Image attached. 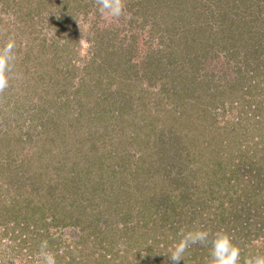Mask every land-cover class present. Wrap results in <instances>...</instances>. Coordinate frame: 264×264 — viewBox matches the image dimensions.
I'll list each match as a JSON object with an SVG mask.
<instances>
[{
    "label": "trees",
    "instance_id": "trees-1",
    "mask_svg": "<svg viewBox=\"0 0 264 264\" xmlns=\"http://www.w3.org/2000/svg\"><path fill=\"white\" fill-rule=\"evenodd\" d=\"M137 4L149 10L155 24L160 11L164 17L160 26L168 35L184 29L182 40L199 42L203 37L206 48L199 52L195 44L187 43L180 50L185 61L177 67L162 50L150 51L140 75L139 64L131 57L123 60V48L114 47V34L105 35L107 42L101 36L93 55L106 87L101 89L113 84L118 89L107 94L101 83L93 85L96 98L102 99L98 106L110 115L104 128L117 127L119 146L109 150L104 145L100 150L93 145L92 136L81 132L80 115L69 116L65 106L70 95L63 92L58 94H65L60 102L51 101L49 119L31 126L45 128L53 137L48 151L62 147L38 159L47 161L41 171L18 175L28 157L18 155L22 138L19 130L13 133L8 150L14 152L0 159V178L11 173L7 185L0 186V228L14 241L9 252L13 258L22 253L19 243L28 249L29 242L30 263L46 264L41 254L46 240L45 251L56 264H172L168 252L180 230L195 228L209 230L210 239L217 231L227 232L241 249V264L264 255V0H137ZM169 40L171 49L174 42ZM218 52L224 53L223 59ZM230 62H235L233 79H228L233 75L226 66ZM212 64L214 69L222 64L223 70L206 72ZM163 69L171 72L166 87L162 84L157 98H148L146 87L169 75ZM7 90L0 91V113L9 110L14 118L10 126L22 119L26 106L12 105ZM44 111L37 109L34 119ZM229 112L230 119L225 117ZM73 128L80 131L78 136ZM238 140L246 154L237 147ZM70 153L74 156L67 173L73 175L68 188L59 190ZM59 227L74 229L71 243L53 230ZM209 247L210 241L192 245L179 264H208Z\"/></svg>",
    "mask_w": 264,
    "mask_h": 264
},
{
    "label": "rangeland",
    "instance_id": "rangeland-1",
    "mask_svg": "<svg viewBox=\"0 0 264 264\" xmlns=\"http://www.w3.org/2000/svg\"><path fill=\"white\" fill-rule=\"evenodd\" d=\"M66 1L68 0H0V48L9 38H14L16 42L14 51L17 64L16 66L13 65L9 73L10 81L7 96H12V105L17 104L21 109L26 106V112L23 113L22 119L10 126L7 124H11V120L14 118L9 114V110H6L8 114L6 112L0 113L2 119V126L0 125V159L7 157L8 149L14 143L12 140L14 137L13 133L17 134L19 130L18 135L21 136L22 143H16L21 145L22 152L18 148L16 149L19 153L18 155L23 154L28 157L26 165L22 169L19 168L20 172H17L19 176L34 175V172L41 171V166L47 161L41 162L38 159L48 158L50 154H55L62 148L57 147L53 152L48 151L53 137L47 134V129L40 127L34 129L31 126L35 125L37 121L48 120L52 110L51 101L57 100V102H60L65 94L70 95L71 100L69 101V106H65L67 110L70 108L69 116L71 112L73 118H77L78 114L80 115L83 121V126L82 124L80 125V127L82 126L81 132H85L90 137L92 136L93 145L95 143L98 144L100 150L106 145L111 150L113 146L119 144L117 141L118 134L116 133L117 127L113 125L109 130L104 128L105 122L110 121V117H107L110 115L104 112L106 111L104 106H98L99 101L102 99L96 98L97 90L96 86L93 85V81L99 82L101 83L99 85L100 89L101 87L106 88L105 85H102L104 81L101 79V74L98 73L100 71L98 70L99 68L96 70L99 60H93V55L98 50L97 43L101 41V36L102 38L104 36L103 39H105V35L108 32L113 33V37H115V40H113L114 47L123 48V52H119L123 60L131 57L132 62L139 64L140 75L144 72L141 69L142 63L146 60V55L150 51L162 50L163 56L165 55L167 60L169 59L177 67V63L183 64L185 61V52L181 53L180 50H183L187 43L195 44L196 50L201 49L199 52H202L207 45L202 41L203 37H200L199 42L182 40L185 33L184 29L178 30L176 34H172L173 36L168 35L167 32L163 31L164 27L160 26L163 23L162 21H164L162 13L158 11L156 24L153 23L152 14L149 13V10L141 8L137 4V0H123L125 12L119 18L102 15L97 10V0L92 2L83 0L81 4L79 0H69V5ZM194 6L192 3L191 8ZM144 14H148V17H144ZM66 15L68 17L64 18ZM189 16H191L189 19L193 17V15ZM176 18H178V15ZM166 25L167 20L164 26ZM177 27L178 25H176ZM169 39L173 40L174 47L176 45H180V47L176 46L174 48L171 46L170 49L171 42ZM105 40L104 42H107ZM171 52H173V58L171 57ZM218 56L223 59L224 53L218 52ZM180 59H182V62ZM167 60L165 59V63H167ZM88 63L93 66V69L88 66ZM112 63L115 62L112 61ZM234 63L230 62V64L226 65H230L228 70L231 74H233L235 69ZM20 66H25L28 70ZM210 67V69H205V71L214 72L218 70L217 72H221L223 70L222 64L216 65L215 69L213 64ZM20 69L26 70L24 72L25 75L20 73ZM163 71H167L166 74H169L165 79L161 78L160 80L159 78V81L154 79L153 84L149 85L151 87L148 86L147 81L144 82L148 86L146 87V96L148 98L150 96L157 98L164 84L166 87V82L169 81L171 72L166 69H163ZM205 71L200 73L199 77L204 76ZM233 77L234 74L228 76V79H233ZM117 89V84H113L106 91L101 90L110 94L111 90ZM147 89L150 90L151 94ZM62 92L65 94L58 95ZM41 107L46 110L44 111V116L34 119L33 113ZM62 107L64 108V106ZM232 115L229 112L226 113L225 117L230 119ZM73 129V134L78 136L80 131L75 133V128ZM3 131L6 132L4 133ZM49 131L52 134L50 129ZM56 132L54 131V133ZM238 142L240 141L238 140ZM254 142H258V140L255 139ZM239 144L237 147L240 146V151L246 154L247 150L243 142ZM84 146L81 151L87 149ZM69 148L68 146L65 147V149ZM12 152L14 151L12 150ZM12 152L9 153L12 154ZM248 154L252 155V153ZM18 155L16 154L15 157ZM23 155H20V158ZM68 156L70 158L65 162L67 163L64 172L66 176L64 173L61 175L62 179L60 184H58L59 190H61V187L68 188L69 178L73 175H68L67 172L71 170L69 166H71L73 161L71 158L74 154L70 153ZM10 174H7L5 178H0V186L2 184L4 186L7 185L8 181L6 179L10 180L8 177ZM27 182L29 186L32 183L31 180ZM28 185H26L27 190ZM2 230L0 228V264H27V261L28 264H31L29 255L32 253V247L30 243L28 242V249L24 243H19L22 253L16 254V257L13 258V255L9 252L14 241L10 234L2 235L4 233ZM53 230L56 231L57 235L58 233H63L62 240L68 244L74 240L73 228L63 229L59 227V229L53 228ZM5 253L9 255L7 256ZM26 253H28V257Z\"/></svg>",
    "mask_w": 264,
    "mask_h": 264
},
{
    "label": "clouds",
    "instance_id": "clouds-1",
    "mask_svg": "<svg viewBox=\"0 0 264 264\" xmlns=\"http://www.w3.org/2000/svg\"><path fill=\"white\" fill-rule=\"evenodd\" d=\"M97 6L102 15L112 18H119L125 12L123 0H97ZM15 48L14 38H9L0 48V91L9 87V73L16 58ZM209 241L208 264H241V249L233 242L232 237L225 231H217L211 234L210 239V232L206 228L181 229L179 238L169 249V259L172 264H179L192 245H206ZM45 249L46 240L41 243V254L46 264H56L55 257ZM247 264H264V255L250 257Z\"/></svg>",
    "mask_w": 264,
    "mask_h": 264
}]
</instances>
